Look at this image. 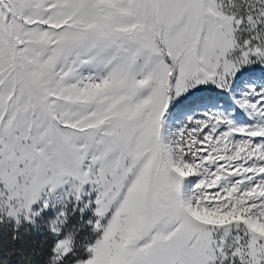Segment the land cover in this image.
<instances>
[{
  "label": "snow or ice",
  "instance_id": "obj_1",
  "mask_svg": "<svg viewBox=\"0 0 264 264\" xmlns=\"http://www.w3.org/2000/svg\"><path fill=\"white\" fill-rule=\"evenodd\" d=\"M0 264H264V0H0Z\"/></svg>",
  "mask_w": 264,
  "mask_h": 264
}]
</instances>
